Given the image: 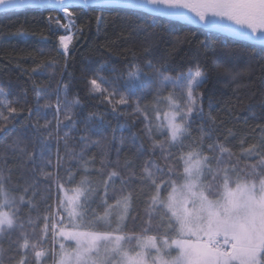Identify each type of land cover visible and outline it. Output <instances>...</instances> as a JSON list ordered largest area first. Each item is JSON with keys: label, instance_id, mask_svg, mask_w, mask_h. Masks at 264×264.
<instances>
[{"label": "snow or ice", "instance_id": "obj_1", "mask_svg": "<svg viewBox=\"0 0 264 264\" xmlns=\"http://www.w3.org/2000/svg\"><path fill=\"white\" fill-rule=\"evenodd\" d=\"M77 7L167 17L264 50V0H0L5 13L61 12L68 24L52 15L48 19L65 29L74 26ZM151 27L137 24L133 31L150 36ZM58 40L67 56L73 34L66 31ZM225 51L236 54L232 48ZM151 52L145 42L143 66L132 62L126 72H118L101 65L85 77L89 97L142 125L120 138V145L127 142L143 161L139 171L132 160L121 163L117 149L115 167L102 173V194L89 179L96 159L89 149L101 141L112 143L107 134L93 138V122L102 117L89 112L81 122L84 104L79 94L69 99L67 83L54 100L47 92L36 95L38 109H54L51 119L37 111L32 120L27 109L28 132L16 133L0 149V264H264V126L257 125L255 142L246 145L245 137L239 138L237 154L230 139L248 118L229 107L232 126L218 123L212 96L205 111L206 65L197 61L172 75L166 61ZM221 67L233 80L240 75L234 66ZM149 95L151 112L144 104ZM14 103L0 90V134L6 135L7 125L25 111ZM253 157L258 159L249 164ZM106 166L107 153L96 171ZM132 180L150 193L139 231L127 223L135 220L133 192L124 194ZM118 182L119 198L110 197ZM41 187L43 212L37 201Z\"/></svg>", "mask_w": 264, "mask_h": 264}, {"label": "trees", "instance_id": "obj_2", "mask_svg": "<svg viewBox=\"0 0 264 264\" xmlns=\"http://www.w3.org/2000/svg\"><path fill=\"white\" fill-rule=\"evenodd\" d=\"M75 12L73 41L67 56L62 54L58 40L60 35L65 34L66 29L60 28L54 22L50 23L48 19L49 15H52L60 18L62 22L60 12L38 8L0 12V90L7 94L10 101L18 102L12 106L25 109L7 125L8 133L0 134L3 136L0 149L16 133L28 132L30 121L27 109L32 110V120H35L37 111L51 119L54 109H38L35 97L47 92L54 100L57 89L62 91V83H67L70 85L69 99H72L74 94H79L84 104V110L79 113V120L82 122L89 112L97 113L102 117V122L99 119L93 122V138L107 134L109 141H112L110 145L101 141L99 145H93L89 149V154L96 157L95 167L89 173L93 185L103 193L105 177L102 173L115 167L113 162L117 158V149L120 150L121 163L126 159L132 160L138 172L143 161L136 159L135 149L127 142L121 146L120 138L128 136L130 131L138 132L142 125L139 122L133 124V118L127 113H113L106 101L89 97L85 91V77L101 65L114 68L118 72H126L127 66L132 62L143 66L146 63L142 53L145 42L152 45L151 56L156 60L166 61L172 75H175L177 70L187 71L189 66L197 61L206 65L209 77L203 89L205 111L207 99L212 96L215 98L212 111L218 116V123L223 121L224 126H232L231 118L225 111L229 107L241 118H248L247 124L237 125V136L230 139V145L237 154L241 147L240 137H245L246 145L258 139L260 128L257 125L264 126V50H261L260 46L236 42L225 34L210 33L203 28L166 17L151 19L148 14L130 17L123 11H96L92 7H77ZM137 24L146 27L151 25V35L133 31ZM226 48L235 49V56H229ZM223 65L234 66V70L240 75L233 80L223 72ZM152 100L153 97L149 95L144 101L149 112L152 110ZM3 110L8 114L6 109ZM253 112L255 117L252 116ZM147 147L145 141V148ZM106 153L109 166L102 172H97L100 160ZM256 159L258 158L253 157L248 163ZM241 166H244L243 161ZM138 184V181L132 180L124 193L127 194V190L133 192L130 215L135 217V220H128V228L137 231L142 226L146 216L145 209L150 203L148 188L141 191ZM43 192L41 187L37 193L41 212L45 206L40 200ZM109 196L119 198V182L115 192H109ZM155 223L156 221L153 225Z\"/></svg>", "mask_w": 264, "mask_h": 264}, {"label": "rangeland", "instance_id": "obj_3", "mask_svg": "<svg viewBox=\"0 0 264 264\" xmlns=\"http://www.w3.org/2000/svg\"><path fill=\"white\" fill-rule=\"evenodd\" d=\"M72 19L74 20V22H75V18L74 17H72ZM73 25H71V27H68V29H66V31H68L69 32V34H73ZM130 211H131V209H130ZM128 223V222H127ZM156 226H157V221H156V223L153 225V229L155 230V228H156ZM69 243H71V242H69ZM56 247L58 248V244L56 245Z\"/></svg>", "mask_w": 264, "mask_h": 264}, {"label": "built area", "instance_id": "obj_4", "mask_svg": "<svg viewBox=\"0 0 264 264\" xmlns=\"http://www.w3.org/2000/svg\"><path fill=\"white\" fill-rule=\"evenodd\" d=\"M60 14H61V16L63 17V20H62V24H68V20L66 19V18H64V15H63V13H61L60 12ZM74 18H75V16H74ZM75 25V24H74ZM69 27H71V25H69Z\"/></svg>", "mask_w": 264, "mask_h": 264}, {"label": "water", "instance_id": "obj_5", "mask_svg": "<svg viewBox=\"0 0 264 264\" xmlns=\"http://www.w3.org/2000/svg\"><path fill=\"white\" fill-rule=\"evenodd\" d=\"M186 11V10H185ZM0 12H3V11H0ZM167 18V17H166ZM168 19H170V18H168ZM171 20H173V19H171ZM175 21H178V20H175ZM180 22H183V21H180ZM184 23V22H183ZM194 26H197V27H200L199 25H194ZM201 28V27H200Z\"/></svg>", "mask_w": 264, "mask_h": 264}]
</instances>
